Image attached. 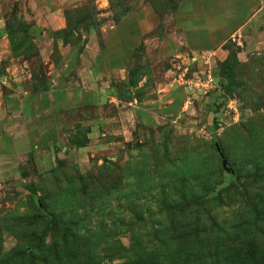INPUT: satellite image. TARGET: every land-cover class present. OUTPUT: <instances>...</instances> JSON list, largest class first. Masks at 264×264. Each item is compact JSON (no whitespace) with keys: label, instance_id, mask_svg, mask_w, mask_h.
<instances>
[{"label":"rangeland","instance_id":"374dc122","mask_svg":"<svg viewBox=\"0 0 264 264\" xmlns=\"http://www.w3.org/2000/svg\"><path fill=\"white\" fill-rule=\"evenodd\" d=\"M183 1L0 0V264H264V18L195 52Z\"/></svg>","mask_w":264,"mask_h":264},{"label":"crops","instance_id":"0c3cea01","mask_svg":"<svg viewBox=\"0 0 264 264\" xmlns=\"http://www.w3.org/2000/svg\"><path fill=\"white\" fill-rule=\"evenodd\" d=\"M216 3H210V6L216 7ZM221 8L223 9L222 11H224V13H227V20L226 23L224 21V27L222 29L227 30L230 28L229 31L234 30L238 34H241V32L244 31L248 25H252L256 22L259 24V22L264 18V0H224ZM202 9L203 3L201 0L183 1L178 15V18L181 20L180 27L183 33L181 38L182 49L187 48L191 51L195 50V52H201L200 50H206V47H208L209 44L214 46V39H218V36L215 33L219 30H202L201 26L203 25V22L194 16V14L199 13V10L202 12ZM226 25H229V27L227 28ZM109 49L111 50L112 48ZM59 51L62 56V64L64 67L58 76L61 77L63 73H70L75 67L79 66L77 70L79 75L82 77L81 82H83L84 85L88 84L92 85L93 87L95 85L94 81L97 79V77L92 76L93 71L97 70L95 68V64H98L101 61L99 52H92L91 49H86L84 53H80L76 52V50L73 48H66L62 46L59 47ZM49 55V60L45 63L52 62V60H50V57H52V52L49 53ZM113 59L114 61L112 64L111 60H106L108 70L124 68L123 66L125 65V58L123 55H120V52ZM71 64H73V66H71ZM52 68L56 69L57 71V68ZM83 71L90 73L91 76L89 78H84L82 75Z\"/></svg>","mask_w":264,"mask_h":264},{"label":"trees","instance_id":"16d2710c","mask_svg":"<svg viewBox=\"0 0 264 264\" xmlns=\"http://www.w3.org/2000/svg\"><path fill=\"white\" fill-rule=\"evenodd\" d=\"M40 89L42 91H47V87L46 86H41ZM214 124L215 125L217 124V120H214ZM215 143H216V147H217V145H218L217 144V139L215 140ZM230 178H231V180H233L235 178V173L234 172H231L230 173ZM43 217H46V218L49 219L48 220L49 221V224H50L51 228L54 231H60V232H65V233H69L70 232L69 227L67 226V224L65 223V221H63V219H62L61 216H59V215L52 216L49 213H44Z\"/></svg>","mask_w":264,"mask_h":264},{"label":"water","instance_id":"95a60500","mask_svg":"<svg viewBox=\"0 0 264 264\" xmlns=\"http://www.w3.org/2000/svg\"><path fill=\"white\" fill-rule=\"evenodd\" d=\"M217 150L221 154V150H220V147L218 145H217ZM223 166L226 167V162L225 161H223Z\"/></svg>","mask_w":264,"mask_h":264},{"label":"built area","instance_id":"2783aa9c","mask_svg":"<svg viewBox=\"0 0 264 264\" xmlns=\"http://www.w3.org/2000/svg\"><path fill=\"white\" fill-rule=\"evenodd\" d=\"M209 80H211V78H210ZM209 80H208V81H209Z\"/></svg>","mask_w":264,"mask_h":264}]
</instances>
